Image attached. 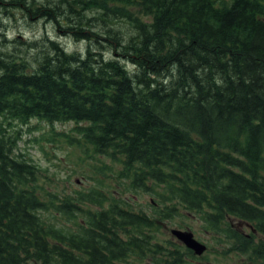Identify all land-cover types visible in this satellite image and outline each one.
<instances>
[{
    "label": "trees",
    "instance_id": "trees-1",
    "mask_svg": "<svg viewBox=\"0 0 264 264\" xmlns=\"http://www.w3.org/2000/svg\"><path fill=\"white\" fill-rule=\"evenodd\" d=\"M1 6L88 44L69 51L46 36L27 58L0 42V264H189L204 254L156 235L182 208L227 249L264 259V0ZM32 118L75 122L70 141L120 163L115 183L151 194L153 212L101 177L62 195L40 188V165L17 151L16 125Z\"/></svg>",
    "mask_w": 264,
    "mask_h": 264
},
{
    "label": "rangeland",
    "instance_id": "rangeland-1",
    "mask_svg": "<svg viewBox=\"0 0 264 264\" xmlns=\"http://www.w3.org/2000/svg\"><path fill=\"white\" fill-rule=\"evenodd\" d=\"M0 19V33H3L0 35V42L5 43L3 44L4 47L16 45V51L21 52L22 50V54L27 58L36 51L30 50L29 42L36 40L39 44H43V39L46 36L58 39L69 51L84 52L88 44L85 39L78 40L63 34L53 22L45 19L32 21L17 7L5 9L1 6ZM129 67L132 69L134 66L129 63ZM74 126L75 122L73 121L51 124L38 118H32L28 123H17L16 127L20 128L17 151L40 165L37 180L39 187L62 195L64 192H71L78 188H89L93 184H97V178L101 177L110 183V191L116 196H123L131 200L136 209L139 210L140 206L149 207L151 200L154 199L151 194L125 190L123 184L115 183L118 170L121 168L120 163L113 162L103 155H96L94 159H90L83 153L82 147L70 141L69 135H75ZM104 161L110 163V169L107 168L106 170L109 172L102 173V171L94 169L96 162L103 164ZM150 208L151 206L149 212H153ZM60 216L57 214L55 217L61 220ZM235 222L237 229L242 230L244 234L250 236L252 232H255L257 235L256 230H252L249 222ZM175 226L193 230L195 236L208 246L203 253L204 255L201 254L203 258H194L188 254L189 264H264V259L262 257L256 258L249 248L248 250L227 249L229 243L218 240L217 235L206 228L208 225L205 226L198 214L184 208L175 218L165 221L156 235L161 238L178 240L171 232V227ZM258 237L257 235L256 239ZM128 256L130 257L116 263L154 264L152 257L149 256L142 257L138 263L131 261L138 258Z\"/></svg>",
    "mask_w": 264,
    "mask_h": 264
},
{
    "label": "water",
    "instance_id": "water-1",
    "mask_svg": "<svg viewBox=\"0 0 264 264\" xmlns=\"http://www.w3.org/2000/svg\"><path fill=\"white\" fill-rule=\"evenodd\" d=\"M172 232L181 239L187 246L193 248L195 252L202 253L206 249V243L197 239L191 230L173 227Z\"/></svg>",
    "mask_w": 264,
    "mask_h": 264
},
{
    "label": "flooded vegetation",
    "instance_id": "flooded-vegetation-1",
    "mask_svg": "<svg viewBox=\"0 0 264 264\" xmlns=\"http://www.w3.org/2000/svg\"><path fill=\"white\" fill-rule=\"evenodd\" d=\"M128 258V257H127ZM142 258H138V259H133V260H131L132 261V263H138V261L139 260H141Z\"/></svg>",
    "mask_w": 264,
    "mask_h": 264
}]
</instances>
